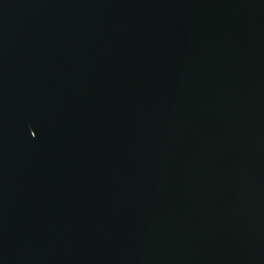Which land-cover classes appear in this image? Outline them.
<instances>
[{
	"label": "water",
	"instance_id": "obj_1",
	"mask_svg": "<svg viewBox=\"0 0 264 264\" xmlns=\"http://www.w3.org/2000/svg\"><path fill=\"white\" fill-rule=\"evenodd\" d=\"M0 264H264V0H0Z\"/></svg>",
	"mask_w": 264,
	"mask_h": 264
}]
</instances>
